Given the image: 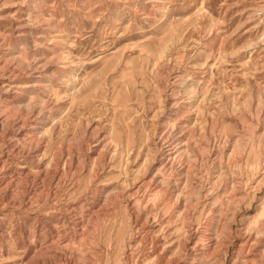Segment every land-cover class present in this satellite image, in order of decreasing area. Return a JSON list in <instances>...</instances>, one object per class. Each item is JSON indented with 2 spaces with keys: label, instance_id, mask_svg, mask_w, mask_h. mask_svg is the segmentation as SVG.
Segmentation results:
<instances>
[{
  "label": "rangeland",
  "instance_id": "1",
  "mask_svg": "<svg viewBox=\"0 0 264 264\" xmlns=\"http://www.w3.org/2000/svg\"><path fill=\"white\" fill-rule=\"evenodd\" d=\"M0 264H264V0H0Z\"/></svg>",
  "mask_w": 264,
  "mask_h": 264
}]
</instances>
